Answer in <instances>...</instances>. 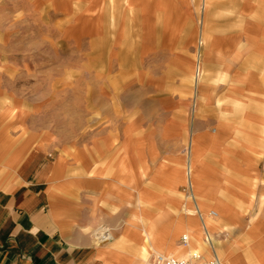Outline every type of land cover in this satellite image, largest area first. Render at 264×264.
I'll return each mask as SVG.
<instances>
[{
    "label": "rangeland",
    "instance_id": "1",
    "mask_svg": "<svg viewBox=\"0 0 264 264\" xmlns=\"http://www.w3.org/2000/svg\"><path fill=\"white\" fill-rule=\"evenodd\" d=\"M114 2V11L108 0L102 2L105 4L103 11L101 5L87 11L85 2L80 0H0V112L6 110L11 119L23 122L24 126L17 130H21L16 134L18 137L28 136L35 142L45 140L48 160L61 154L73 170L69 171L70 175H89L98 170L96 177L104 184L98 186L92 197L108 210L111 220L110 224L98 223L94 229L101 226L115 228L113 239L117 237V231L127 228L129 219L135 217L140 194L145 200L141 205L142 215L149 214L144 207L150 202L161 205L163 200L170 201L174 224L154 225L156 237L152 242L159 251L153 253V263L158 254L163 255L167 244L166 230L177 228L175 217L181 212L178 208L187 201V195L193 197L192 184L185 178L193 140L194 147L200 152L195 158L197 185L202 191H209L213 201H218L220 191L225 193L221 218L232 234L228 235L229 229L225 227L220 238L223 242L233 243L235 256L243 261L259 258V264H264V249L260 247L264 244V210L261 211L264 189L259 186L255 190L257 184H253L249 186V194L244 191L246 184H242L235 188L241 187L244 193L236 190V194H230L229 184L247 175L239 171L234 174L228 169L227 158V144L232 148L246 141L251 144L257 141L264 149V92L256 91L261 90L258 77L259 73L264 74V60L259 57H264V52L253 51L254 56L248 54L252 47L254 20L262 19L264 13L260 9L238 11V22L233 25L237 30L228 36V49L235 52L222 54L217 48L216 35L201 49L199 21L203 12L202 1L198 0L197 40L189 52L192 60L151 63L135 61L133 3L123 6L120 0ZM253 3L264 9V0H253ZM235 12L236 9L234 12L219 10L215 20L224 21ZM262 30L264 24L257 31ZM201 53L206 73L198 93L212 109L195 120L194 84L201 73V68H197L199 64L201 67L198 61ZM240 59L248 68L252 63L255 78L258 76L256 90L250 85L247 95L242 88L245 87L241 84L242 77L237 73L243 68L242 64L238 65ZM220 104L230 109L234 105L238 108L233 118L225 111V120L232 119L233 125L239 126L240 135L236 141L231 130H220L219 117H223L221 114L217 117V105ZM249 119L259 126L263 124L261 130L255 129L256 141L252 138L245 141L246 130L252 128L245 121ZM199 128L207 129L203 137L206 147L200 145ZM216 129H219L217 133ZM211 134H218L216 140H211ZM226 135L232 138L228 143ZM241 149L235 156L242 158L240 163L245 168L254 165L257 157L264 160V150L257 155L254 151L247 152L243 146ZM204 153L209 155L208 167L212 168L213 159L221 163V170L215 176L208 171L200 174L204 169L201 165L205 164ZM235 160L237 158L230 162ZM89 168L93 170L87 172ZM103 173L110 176L103 177ZM251 198L253 201L259 198L256 211L229 216L230 201L248 202L249 207ZM210 200H204L207 212L220 210ZM187 206L193 207L192 201ZM253 206L254 203L249 210ZM199 212L202 216L205 213ZM251 229L253 235L244 240ZM185 231H180L175 242L177 246H182ZM210 236L214 239L212 233ZM105 243L114 242L106 239L99 245ZM212 246L215 248V240ZM191 252L200 253L195 248ZM168 254L166 256H170ZM209 257H213L212 254Z\"/></svg>",
    "mask_w": 264,
    "mask_h": 264
},
{
    "label": "crops",
    "instance_id": "2",
    "mask_svg": "<svg viewBox=\"0 0 264 264\" xmlns=\"http://www.w3.org/2000/svg\"><path fill=\"white\" fill-rule=\"evenodd\" d=\"M80 1L85 2L87 11L95 10L99 5H101L100 9L102 11L105 9V4L102 5L103 0ZM108 1L109 3L113 1L110 6L116 5L115 0ZM120 1L123 6L128 2H132L134 5L135 61H151L152 63V61L192 60L189 52L195 47L197 40L198 0ZM201 1V12H203V17L199 21L201 28L199 39H202L203 43L201 49H204L206 43L214 40L216 35L217 48L222 50V54L235 52L234 49H228V41L230 40L228 36H232L237 30L234 29L233 25L238 22V11L242 9L257 11L260 9L264 13V9H261L259 5L256 3L251 4L253 0ZM111 8L113 10V7ZM235 9L236 12L230 14V18L224 21L215 20V17H219V10L234 12ZM128 11L130 12V8ZM111 17H114V14ZM123 17L125 16L123 15ZM263 18L257 21L254 20L253 23L255 27L253 26L251 33L252 47L248 52V54L251 53V56H254L253 51H256V53L258 51L264 52V30L257 31L264 24ZM220 28L222 34H220ZM202 53L198 59L201 62V73L197 83L194 84L193 109L195 120L202 116L204 112L206 113L212 109L204 100L203 95L200 98L198 93L200 87L202 88L201 79L203 80L206 73ZM243 54L245 55V53ZM259 59L264 60V57H259ZM241 61L242 59H240L238 65L241 66L242 64L243 68H240L237 73L242 77L241 84L245 86L242 88L245 95H247L246 91L250 85L254 89L257 88L255 80L258 76L255 78L256 74L253 73L252 63L248 68V66H244L245 61L242 63ZM238 65L236 69H238ZM196 67L195 63V69ZM258 80L261 90H255L262 93L264 92V74L262 72L259 73ZM217 106V117L219 114L223 116L219 117L221 119L220 130L224 131L222 128L231 130L233 140L239 138V126L233 125L232 119L231 121L225 120V111L230 114L231 118L238 113L236 105L231 109L225 105L222 107L221 104ZM18 113L20 112L18 111ZM251 120H245L249 126L252 125L251 129L246 128L245 141H250L251 138L256 141L255 129L258 127L257 129L261 130L263 127V124L259 126ZM23 126V122L11 119L6 110L0 112V264H153V253L159 251V248L152 242L156 237L154 225L174 224V221L171 220V208H173L171 202L163 200L161 205L150 202L144 207L149 210V214L142 215L141 205L145 204V200L143 195L140 194L135 217L130 218L127 223L128 227L122 231L118 230L117 237L113 239L115 228L101 226L94 229L98 223L110 224L111 220L108 210L97 204L92 197L97 192L98 186L103 183L96 177L98 170L96 171L97 174L70 175L69 171L73 170L69 169V164H66L61 154L53 160L47 159L48 144L45 140L35 142L28 136L18 137L16 135L21 131L17 130ZM206 131L207 129H198V133L201 135L200 145L202 147H206L203 140ZM218 131L219 129L215 130L216 133ZM217 137L218 134L210 135L211 140H216ZM230 137L226 135L227 143L232 140ZM254 143L251 144L246 141L243 145L232 146V148L227 144L228 169L233 170L234 174L239 171L247 175L240 179L237 178L229 184L230 194H236V190L241 193L247 191L250 194L249 190L251 188L249 186H253V184H257L255 190L259 186V189H264V160L254 155V158L257 157L255 164L250 168H245L240 163L242 158L235 156V154L241 153L242 146L247 152L254 151L259 155L264 150L263 144L257 141ZM190 145L185 178L192 184L193 197L187 195V201L178 208L181 212L180 216L175 217L177 228L166 230L167 244L163 250V255L166 256L169 253L168 255L180 259H191L193 253L191 250L195 248L200 252L201 259H209V255L212 254V256L218 255L223 264H259V258H247L246 261H243L241 257L235 256L236 248H234L233 243L223 242V239L220 238L219 234L225 232L224 228L229 229L226 225L224 226V221L221 218L223 194L225 193L220 191L218 201H213L210 197L211 193L202 191L200 186L197 185L198 176L195 170V164H197L195 158H198L200 152L194 147L193 140ZM208 157V153H204L203 161L205 164L202 163L204 166H201L204 169H200L203 171L200 174L204 175L208 171L209 174L212 173L215 176L221 170V163L219 160L210 159L213 161L212 168H210L206 164L209 161ZM233 158H237V160L230 162ZM88 170L86 171L91 172L93 169L89 168ZM102 176L109 177L110 175L109 173H103ZM229 181L232 180L229 179ZM242 184H246V190H241V187L235 188V186ZM208 199H211L213 205L220 209L210 210L215 211L217 213L216 217H218L212 221L209 219L214 217L208 214L209 212H207L208 210L204 205V200ZM255 200L253 201V198H251L249 201V207L254 203L251 210H249L248 202L244 204L240 201H230L231 213L229 216H239L241 212L256 211L258 200ZM191 201L193 207L190 208L187 203H191ZM263 210L264 208L261 211ZM196 211H205V213L200 217ZM161 216L164 218L163 221ZM196 216L200 220H197ZM236 216L235 218H237ZM227 220L231 221L230 218H227ZM121 224L122 222L119 221V225ZM124 225H126L125 221ZM205 228L208 231L211 230L210 233L213 234L214 239L210 236V233L209 238L212 239V242L213 240L216 241L215 248L211 245H205ZM181 230H186L183 235H187L189 239H192V245H190V240L187 245L182 243V246H177L175 244ZM253 232L252 229L249 230L245 234L244 240H249ZM227 233L231 235V229ZM106 239H111L114 243H105L100 246V241ZM260 247L264 249V244ZM226 250L230 253L228 257L226 256Z\"/></svg>",
    "mask_w": 264,
    "mask_h": 264
},
{
    "label": "built area",
    "instance_id": "3",
    "mask_svg": "<svg viewBox=\"0 0 264 264\" xmlns=\"http://www.w3.org/2000/svg\"><path fill=\"white\" fill-rule=\"evenodd\" d=\"M211 214L212 216L217 215L215 212H212ZM189 240H190L189 236L187 235H183L181 238V241L184 245H187ZM153 264H223V261L218 255H214L210 259H204L201 261H190V260L179 259L173 256H164L162 254H158L155 257Z\"/></svg>",
    "mask_w": 264,
    "mask_h": 264
},
{
    "label": "bare ground",
    "instance_id": "4",
    "mask_svg": "<svg viewBox=\"0 0 264 264\" xmlns=\"http://www.w3.org/2000/svg\"><path fill=\"white\" fill-rule=\"evenodd\" d=\"M111 7H113V11H114V8H116V5L115 4H113ZM112 22H114V20L112 21ZM197 68H200V64L198 65V67ZM189 172V171H188ZM212 212H215V211H209V215L212 217ZM216 213V212H215ZM199 215H200V217H202V214L199 212L198 213ZM217 214V213H216ZM217 216V215H216ZM216 216H213V217H216ZM206 229V228H205ZM206 231H207V229H206ZM207 233V235H205L206 236V241H205V245L206 246H209V244L212 246V244H213V242H212V239L211 238H209L210 236H209V233H208V231L207 232H205V234ZM210 240V241H209ZM209 241V242H208ZM199 251H200V249H199ZM189 256V255H188ZM173 257H175V256H173ZM176 258H179V257H176ZM180 259V258H179ZM184 260H190V261H201V260H203V259H201V254L200 253H197V252H193L192 253V258L191 259H184Z\"/></svg>",
    "mask_w": 264,
    "mask_h": 264
}]
</instances>
